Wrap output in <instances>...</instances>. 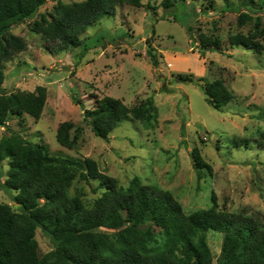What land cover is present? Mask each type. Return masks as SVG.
I'll use <instances>...</instances> for the list:
<instances>
[{"label":"rangeland","instance_id":"rangeland-1","mask_svg":"<svg viewBox=\"0 0 264 264\" xmlns=\"http://www.w3.org/2000/svg\"><path fill=\"white\" fill-rule=\"evenodd\" d=\"M162 1L141 0L139 8L119 5L115 15L101 18L80 37L83 48H89L85 55L82 48L49 52L48 42L32 31L35 19L15 26L11 34L27 47L3 62L4 92H33L45 86L48 98L39 121L25 116L22 129L12 118L7 128L0 127V139L17 132L31 142H45L54 155L91 158L124 189L138 177L146 186L172 193L186 214L215 202L221 211H243L264 223V52L232 49L228 41L230 35L264 31V7L258 6L259 0H178L175 9L165 10ZM54 5L49 0L40 13L52 11ZM243 13L252 20L239 27ZM200 35L222 39V51L202 54ZM149 46L158 52V67L152 65ZM176 73H192L208 82L223 79L235 99L216 110L195 84L168 83L173 93L162 92ZM93 95L120 99L128 107L154 97L156 122L146 126L126 121L106 142L83 121L82 107L93 109ZM63 122L84 128L75 149L57 141ZM242 140H249V146ZM195 148L213 169L202 180L193 166ZM8 169V161L0 165V204L18 211L16 192L3 187ZM101 193L98 182H86L79 174L71 188L88 206ZM208 237L217 258L223 236L210 232ZM36 240L40 257L54 249L41 229Z\"/></svg>","mask_w":264,"mask_h":264},{"label":"trees","instance_id":"trees-1","mask_svg":"<svg viewBox=\"0 0 264 264\" xmlns=\"http://www.w3.org/2000/svg\"><path fill=\"white\" fill-rule=\"evenodd\" d=\"M49 0H0V127L7 128L12 118L25 128V116L39 121L48 98L45 86L33 92L6 94L3 62L26 50V42L11 34L12 29L35 19L32 31L48 42L51 53L89 48L80 37L101 18L113 16L125 3L135 8L141 0H83L55 3L52 11L40 13ZM178 0H163L165 10L176 8ZM254 3L256 0H249ZM258 6L264 7V0ZM149 10L153 8L148 4ZM252 16L243 13L238 26ZM189 34L192 29L188 28ZM233 48H244L258 54L264 52V31L228 37ZM201 53L221 52L219 37L199 36ZM50 45H53L51 47ZM152 65L158 67V52L147 50ZM169 84L199 86L209 105L221 110L235 99L223 79L212 82L192 73H176L166 81L162 92L172 94ZM76 98V97H75ZM95 99L93 109H84L83 121L98 138L109 142L120 124L134 120L146 126L156 122L158 111L154 97L140 105L128 107L120 99L109 96ZM77 99V98H76ZM84 128L63 122L57 129L58 143L75 149ZM249 146V140H242ZM239 146L238 143H235ZM198 180L213 173L198 148L192 151ZM8 161L7 179L3 187L16 192L19 212L8 204H0V264H264V223L243 211L227 212L211 208L186 214L182 205L168 191L146 186L135 177L124 189L113 177L100 171L91 158L54 155L45 142L34 143L21 133L12 132L0 139V165ZM78 174L83 180L99 183L102 190L92 206H88L71 188ZM214 200V199H213ZM41 229L52 241L54 249L39 256L36 231ZM156 229L158 232H156ZM104 230V231H103ZM210 232L223 236L222 250L216 258L208 242ZM215 261V263H214Z\"/></svg>","mask_w":264,"mask_h":264}]
</instances>
